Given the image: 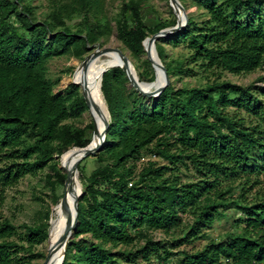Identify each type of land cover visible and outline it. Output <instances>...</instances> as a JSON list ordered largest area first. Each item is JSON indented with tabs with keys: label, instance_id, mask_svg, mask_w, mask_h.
I'll list each match as a JSON object with an SVG mask.
<instances>
[{
	"label": "trees",
	"instance_id": "obj_1",
	"mask_svg": "<svg viewBox=\"0 0 264 264\" xmlns=\"http://www.w3.org/2000/svg\"><path fill=\"white\" fill-rule=\"evenodd\" d=\"M200 1L208 19L198 24L189 17L170 36L186 44L192 62L202 70L236 75L264 67V9L254 12L260 0ZM143 5L144 0L123 1L114 23L117 38L136 61L139 79L150 82L155 79L150 62H137L144 53L142 41L168 25L147 27L141 18ZM32 11L22 0H0V264H19L23 248L13 239L17 227L1 211L5 189L42 170L53 158L54 142L84 147L91 140L84 130L61 125L87 105L83 96H76V84L67 88L75 95L69 104L71 95L54 93L46 64L66 52L82 56L88 44L97 42V33L105 32L100 24L97 33L89 27L84 36L67 26L54 32L47 21L33 22ZM175 23L176 18L170 25ZM163 39L155 46L170 84L149 103H142L148 97L128 91L119 67L102 75L109 125L102 149L94 155L99 165L84 180L78 224L62 264H121L118 256L127 264H142L138 259L149 264L151 256L156 264L264 262V198L247 200L264 170V84L242 86L218 77L202 86L175 88L171 76L176 67L184 70L166 63ZM258 81L264 83V75ZM143 151L156 159L150 157L135 173L134 162ZM182 168L195 177L183 182ZM50 213L49 208L39 224L21 225L28 247L47 239ZM186 213L193 217L190 223L184 221ZM223 218L231 219L235 230L220 240L209 239L195 252L171 250L207 239L206 230ZM178 229L182 236L171 242L149 233ZM137 240L143 244L125 248ZM176 255L181 258L171 262Z\"/></svg>",
	"mask_w": 264,
	"mask_h": 264
},
{
	"label": "rangeland",
	"instance_id": "obj_2",
	"mask_svg": "<svg viewBox=\"0 0 264 264\" xmlns=\"http://www.w3.org/2000/svg\"><path fill=\"white\" fill-rule=\"evenodd\" d=\"M123 1L126 0H22L24 4L33 8L31 17L33 22L41 23L43 21H47L51 25L54 32L62 30L64 26H67L71 31L81 32V35L84 36L89 27L97 33L96 27L98 24L105 26V32L102 34L97 33V42L88 44V49L82 56L79 57L74 55L72 52H66L51 58L46 64V79L52 85L53 92L61 95H71V100L68 104L75 98V95L73 96V94H71L72 90L67 88L69 84H73L71 82V78H73L77 65L80 64L85 57L91 54L95 48H119L126 56H128L133 66L134 63H136L134 59L132 60L130 52L117 38L114 19L121 8ZM179 1L184 7L188 18H192L198 24H201L208 19V12L202 6L200 0ZM263 9L264 0H260L255 5L254 12ZM68 15H70L71 19L67 18ZM141 18L147 27H153L160 22L165 23L168 25L167 27H170L173 26L170 24L171 21L176 18V14L170 6L169 0H144ZM244 19L245 17L243 16L242 20ZM51 36L52 35L49 34L48 39L51 38ZM171 37H164L161 41V45L164 48V60L166 63H170L172 66L180 64L184 70L179 71L177 69L178 67H176L175 72L171 76V82L175 88L202 86L218 77L220 80H227L242 86H248L251 84L254 86H262L264 84L262 81H258V77L264 75V67L257 68L250 73L238 75L231 74L227 71L213 69L208 71L202 70L190 59L191 51L186 47V44L179 38L177 39ZM144 60H147L145 51L139 56L137 62L143 66ZM136 73L138 75V70H136ZM142 82L146 81L143 80ZM126 88L128 91L134 90L128 80L126 82ZM75 94L76 96H83L80 86L79 90L75 92ZM131 98L132 96H130V99ZM149 99L150 98L148 97L146 100H143L142 103H149ZM229 110L233 109L229 108ZM242 113L244 114L243 111ZM91 123H94V120L88 110H85L80 114H70V116L64 120L61 125L63 128H68L72 131L84 130L85 136L92 139L93 129L91 130L89 128ZM52 146L53 158L42 170H39L34 174L25 175L14 186L6 188L3 192L4 198L1 205L2 214L17 227V232L13 236V239L18 244L23 246L18 253L20 260L19 264H42L48 255V238L39 245L28 247L25 231L21 225H36L43 222L45 220V214L49 208L51 209V221L53 207L58 203L64 193V181L66 174H64L63 170L60 168V157L63 153L75 148L64 147L59 142H54ZM94 155L84 158L78 165L82 191L84 190L85 178H87L91 171L99 165L98 159ZM150 157L156 159L153 155L144 151L142 152L141 157L134 162L136 166L135 173L141 169L142 165ZM53 167L55 170L52 169ZM58 170L64 176L63 184L58 181L56 177L55 173ZM179 176L183 182L192 180L195 177L191 170L184 168H182L179 172ZM259 180L260 183L247 194L248 202L264 198V170L259 175ZM238 182L234 184H237ZM238 186L239 185L236 187L235 195H238ZM56 197H59V199L55 204H53V199ZM233 212V209H230L229 213L233 214ZM234 216L236 217L237 215ZM183 218L185 223H190L193 217L191 213H186ZM230 230H235V226L232 224L231 219H217L214 221L212 227L206 230L208 234L207 239L194 240L190 243H184L179 247L172 248L171 250L173 252H178L180 250L195 252L201 250L209 239L220 240L224 237L226 231ZM149 233L155 240H164L166 242H171L182 236L180 229L177 231H171L168 234L160 230L150 231ZM81 237H83V235L79 236V238ZM72 238L73 237L71 236L70 240ZM141 244H143V241L137 240L133 243V245L125 248L129 249L130 247H136ZM123 248L124 247H122V249ZM119 249L120 246L114 248V251ZM38 254H42L43 256H39ZM118 258L121 264H127L123 257L118 256ZM179 258H181V256L176 255L170 260L174 263ZM138 261L142 264H146V262L141 259H138ZM156 263V257L151 256L149 264Z\"/></svg>",
	"mask_w": 264,
	"mask_h": 264
},
{
	"label": "bare ground",
	"instance_id": "obj_3",
	"mask_svg": "<svg viewBox=\"0 0 264 264\" xmlns=\"http://www.w3.org/2000/svg\"><path fill=\"white\" fill-rule=\"evenodd\" d=\"M172 8L177 15L178 11L176 6ZM149 51L155 64L159 62L160 58L157 54L159 60L157 59L154 49L151 47ZM123 60L124 59L112 49L101 51L98 55L89 59L87 63L84 64L82 61L78 64L73 78H71V82L79 84L81 89L85 92L91 105L89 113L95 125L98 127L102 126L105 119L109 120L106 102L101 92V74L105 69L110 70L113 66L121 67V69L123 68L126 73L132 77L135 85L143 90L157 89L164 81V75L158 65L155 67V79L149 83L140 81L139 76L132 67L125 68V66H123ZM78 156L79 151L73 149L63 153L60 157V168L63 170L64 174H66V178L64 181V193L59 202L53 207L48 235L49 248L47 264H60V245L63 231L69 218L73 216L75 212L74 202L78 199L77 196L82 191L78 168L75 167ZM71 191H73V194Z\"/></svg>",
	"mask_w": 264,
	"mask_h": 264
},
{
	"label": "water",
	"instance_id": "obj_4",
	"mask_svg": "<svg viewBox=\"0 0 264 264\" xmlns=\"http://www.w3.org/2000/svg\"><path fill=\"white\" fill-rule=\"evenodd\" d=\"M169 4L171 7L176 6L178 14L176 15V23L173 26L170 27H165L160 29L158 32L152 34L151 36L146 37L143 41H142V45H143V49L146 53V57L147 60L150 62L153 71L155 73V67L156 65H158V67L160 68V70L162 71L163 75H164V81L163 83L154 90H143V89H139L136 85L134 80L132 79V77H130L128 75V73H126V71L121 67H119L125 74L126 78L128 79V81L130 82L131 86L134 88V90L136 92H138V94L149 97V98H157L161 92L170 84V80L169 77L167 75L166 69L164 67V65L162 64V62H160L159 58L157 57V51L155 48V41L158 40L159 38L162 37H170L173 36L175 34H177L178 32H180L188 23V17L186 15V12L184 10V7L182 6L181 2L179 0H169ZM173 9V8H172ZM174 11V10H173ZM154 49L155 52V56L157 57V59L159 60V62H157L155 64V62L153 61V59L150 56V48ZM108 49H112L113 51H115L116 53H118L124 60H123V66H125V68H130L132 67L134 70V66L131 62V60L128 58V56H126L119 48H110V47H97L93 50V52L91 54H89L87 57H85L82 61L83 63H87L89 61V59H91L92 57H95L96 55H98L101 51L104 50H108ZM149 49V50H148ZM117 66H113L112 68H116ZM109 69H105L102 74H101V81H102V75L104 72H106ZM127 70V69H126ZM136 72V70H135ZM151 83V81L149 82ZM73 84L79 85L75 82H73ZM102 85V83H101ZM81 88V87H80ZM82 91V95H83V99L85 101V104L87 105V110L88 112L90 111L91 105L88 101V98L85 94V92L81 89ZM102 92V90H101ZM103 95V93H102ZM104 97V96H103ZM105 100V99H104ZM107 107V105H106ZM108 111V109H107ZM109 115V112H108ZM110 120V115L109 118ZM109 120L105 119L102 126L98 127L97 125H95V123L93 124V136L92 139L90 140V142L84 146V147H74L75 149H77L79 151V156L76 160L75 163V167L78 168L79 163L86 157L90 156V155H94L97 152H99L102 149L104 140H105V134H106V129L109 125ZM73 191H71L72 193ZM83 191H81L78 196H77V200H75L74 202V209L75 212L73 214V216H71L68 220V223L63 231V237H62V241H61V260H60V264H62L63 260H64V255H65V251H66V247L67 244L74 232V230L76 229V226L78 224V202H79V198L82 195ZM73 194V193H72ZM50 217H51V213L49 215V220L48 223L50 225ZM48 235H49V227H48ZM48 238V237H47ZM42 264H47V256L44 260V262Z\"/></svg>",
	"mask_w": 264,
	"mask_h": 264
},
{
	"label": "built area",
	"instance_id": "obj_5",
	"mask_svg": "<svg viewBox=\"0 0 264 264\" xmlns=\"http://www.w3.org/2000/svg\"><path fill=\"white\" fill-rule=\"evenodd\" d=\"M153 157H154V155H153ZM255 264H264V262H257V263H255Z\"/></svg>",
	"mask_w": 264,
	"mask_h": 264
}]
</instances>
